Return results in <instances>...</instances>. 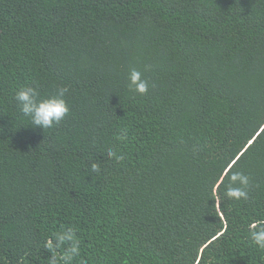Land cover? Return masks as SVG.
<instances>
[{
	"label": "trees",
	"instance_id": "1",
	"mask_svg": "<svg viewBox=\"0 0 264 264\" xmlns=\"http://www.w3.org/2000/svg\"><path fill=\"white\" fill-rule=\"evenodd\" d=\"M58 86L69 114L31 125L17 91ZM253 225L264 0H0V264H264Z\"/></svg>",
	"mask_w": 264,
	"mask_h": 264
},
{
	"label": "clouds",
	"instance_id": "2",
	"mask_svg": "<svg viewBox=\"0 0 264 264\" xmlns=\"http://www.w3.org/2000/svg\"><path fill=\"white\" fill-rule=\"evenodd\" d=\"M147 70V68H146ZM129 88L135 93L144 95L148 92V81L142 78V73L133 68L129 73ZM69 93L66 86H58L55 94L45 98H39V92L33 87H24L17 91L15 100L19 105L20 112L30 118L31 125L44 130L59 125L62 120L69 114L70 108L65 99ZM109 157H115L121 160L122 157L116 156L112 151L108 153ZM98 165H92V171H98ZM249 177L240 172H234L230 177V183L226 187L224 196L230 200H241L248 198L247 188L249 186ZM62 238V237H61ZM251 239L255 245L264 249V226L256 228L252 226ZM49 243V247H51ZM52 264H55L54 260Z\"/></svg>",
	"mask_w": 264,
	"mask_h": 264
}]
</instances>
